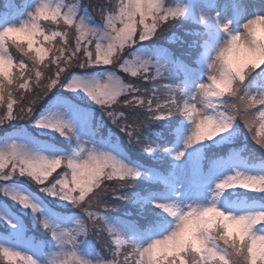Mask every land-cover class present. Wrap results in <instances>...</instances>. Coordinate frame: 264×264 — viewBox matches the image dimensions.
Listing matches in <instances>:
<instances>
[{
	"label": "snow or ice",
	"instance_id": "6c2138e0",
	"mask_svg": "<svg viewBox=\"0 0 264 264\" xmlns=\"http://www.w3.org/2000/svg\"><path fill=\"white\" fill-rule=\"evenodd\" d=\"M6 2L0 125L30 120L63 146L0 143V195L47 236H29L19 217L0 209V264H264L253 255L264 240V62L250 57L242 76L216 95L217 77H209L213 53L237 41L255 43L264 4ZM182 22L194 25L183 36L174 30ZM165 32L167 45H187L182 55L153 42ZM117 65L129 79L113 71ZM54 89L83 93L101 121L93 126L91 112L72 103L75 96L55 111L38 112ZM105 119L107 135L98 137ZM204 124L217 131L202 134ZM241 125L259 155L247 144L218 150L243 134ZM119 134L139 151L129 155ZM19 177L78 213L65 217L49 208L17 186ZM138 182L145 188L132 191ZM236 189L255 195L237 208L230 203ZM125 201L135 213L114 215Z\"/></svg>",
	"mask_w": 264,
	"mask_h": 264
},
{
	"label": "trees",
	"instance_id": "16d2710c",
	"mask_svg": "<svg viewBox=\"0 0 264 264\" xmlns=\"http://www.w3.org/2000/svg\"><path fill=\"white\" fill-rule=\"evenodd\" d=\"M15 2L17 4H19L20 0H15ZM66 2H72V0H66ZM82 2L85 5H88L89 3H105L107 2V0H96V2H91L89 0H82ZM0 10L3 11L5 10V5H4V0H0ZM90 10V9H89ZM95 19L97 22H99V16L96 15ZM191 27H194V25L187 23V22H182L181 24L177 25V27L174 29L178 35L183 36L185 30H191ZM169 33L165 32V33H161L159 35L158 39H154V43H159V44H165V46L170 47V49L175 52L177 55H182V53H184L187 49V45L185 44L183 47L180 46L179 43L175 44V45H167L166 44V40H167V36ZM186 39H190V38H186ZM187 59V57H185ZM47 59V58H46ZM114 71H116L119 76H121L122 78H125L126 80L129 79L128 74L123 73L122 70L119 69L118 65L116 66V68L113 69ZM77 72H80L81 74H83V70H75ZM257 72L260 71V69L256 70ZM98 74H99V70H98ZM75 96L76 98L74 100H72V103L74 104H78L80 107H84L86 109H89L93 120H92V125L95 126L97 123H99L102 119L101 113L99 112V110L95 107V105H92L91 101H89L87 99V97H84L83 99H80V96H83V93H80L79 96H77V94L75 93H65L64 89H54L51 93H49V95L47 97L44 98V100L41 102V104L38 106V112H43V111H49L53 105H55L57 103V101L59 99H63V100H68L69 98ZM52 111V110H51ZM31 127V128H27ZM110 127V124L106 121L103 124V127L100 129V131L98 132V137L99 136H106L107 135V129ZM155 127V126H154ZM257 130H259V126H256ZM27 129V130H26ZM15 130H26V134L24 133V136L27 139H36V138H44L46 140H51L53 143L58 144L59 146H63L62 144H60L59 138H55L54 136L55 134H48L45 133L42 130L39 129H35L31 123L30 120H16L14 121L12 124L8 123L7 125H5L2 129H0V138L2 139H6V137H10V133L15 131ZM241 130L243 132L242 135L238 136L236 138V140H234L232 143H227V144H222L219 146V151L222 153H227L230 149L238 147L240 148L242 145L247 144L249 149H253L254 151H256L257 155H259V149L258 146L254 145V142L251 140V137L247 134V130L243 129V126L241 125ZM40 134L49 136V137H44L41 136ZM122 139L120 140V144L122 147H124L125 151H129V149H132V151L138 152V149H134L132 145H128L127 139L126 137H123V134H119ZM36 137V138H34ZM8 139V138H7ZM132 151H129V155H132ZM242 155H244L245 157H247L248 153L247 152H243L241 153ZM251 160L253 163H257L256 160ZM15 180L16 184H23L21 182H25V178L24 177H19L18 180ZM145 188V185L143 182H138L136 185L133 186L132 191H137L140 192ZM234 195H244L246 196V198H250L252 195H255L254 193H246V190L244 189H236L235 190V194ZM233 195V196H234ZM52 199V198H50ZM55 200V199H53ZM56 201V204H58L61 207L64 208H68V206L66 204H64L63 202L60 201ZM56 208V207H53ZM125 212H133V214L135 213V209L133 208V206L131 204H129L127 201L122 202L121 205L119 207H117L114 210V215H122ZM28 216V215H26ZM22 222L24 224L25 229L28 232L29 236L35 237L36 239H39V237H45L46 234H44L42 232V229H40L39 225H35V227H33V225L29 224L31 222V220L28 222V224H26L23 219ZM40 235V236H39Z\"/></svg>",
	"mask_w": 264,
	"mask_h": 264
},
{
	"label": "clouds",
	"instance_id": "9594fccd",
	"mask_svg": "<svg viewBox=\"0 0 264 264\" xmlns=\"http://www.w3.org/2000/svg\"><path fill=\"white\" fill-rule=\"evenodd\" d=\"M256 33L255 43L249 44L248 47L242 46L239 41L230 48L213 53V60L209 70V77H217L213 86L212 95L225 92L229 89L230 80L235 76H242L245 71V65L250 57H256L260 62H264V17L258 18L254 27ZM247 39V37H245ZM217 131L215 125L204 124L201 133L208 136ZM264 184V181L261 182ZM220 219L219 217L217 218ZM246 225H237V234L243 237ZM260 255L264 258V240L258 242L253 251V255ZM59 264V262H58ZM255 264V260L253 261Z\"/></svg>",
	"mask_w": 264,
	"mask_h": 264
},
{
	"label": "rangeland",
	"instance_id": "374dc122",
	"mask_svg": "<svg viewBox=\"0 0 264 264\" xmlns=\"http://www.w3.org/2000/svg\"><path fill=\"white\" fill-rule=\"evenodd\" d=\"M91 2H96V0H89ZM24 2V0H22V3ZM247 2L249 3V1L247 0ZM255 5H260V4H264V0H260L259 2L258 1H254ZM5 4L7 6V8L9 7V5L7 4V2L5 1ZM255 10V9H253ZM1 13V12H0ZM114 71V70H113ZM116 72V71H115ZM117 75H119L117 72H116ZM66 100H63L62 98L59 99L57 101V103L50 109L52 111H55L58 107H60ZM80 107V106H79ZM82 110H85V111H88L90 112L89 109H86L84 107H80ZM93 120V119H92ZM14 121L10 122L11 124L13 123ZM7 125V124H6ZM5 125H0V129H2ZM27 128H31V127H28ZM32 129V128H31ZM27 130V129H26ZM26 130H22V131H19V130H15L13 132L10 133V137H6V139L8 138L9 140L10 139H27L25 136H24V133L26 134ZM41 136H44V137H49V136H46V135H43V134H40ZM36 138V137H34ZM6 139H2L0 138V143H3ZM32 140H35V141H38V142H43V143H53L50 139L49 140H46L44 138H36V139H32ZM235 148H238V147H235ZM249 163V162H248ZM252 164H255V163H249V165H252ZM255 170V169H253ZM23 184H17V186L21 187L22 190H26L29 192V194H33L35 197L37 198H42L44 200V202L47 204V206L51 209H53L54 211L62 214L63 216L65 217H72L73 214H76L78 213V210L71 207L70 205H67L68 208H64V207H61L59 206L58 204H56V201L52 199H50L51 197H46L44 196L43 193H40L39 190L35 187V185L33 184H30L28 182H21ZM243 199V198H241ZM241 199H233L232 201H230V203L239 208V207H242L243 205H245L246 201H242ZM64 203V202H63ZM65 204V203H64ZM53 207H56V208H53ZM0 209H3L5 210L6 212H9V213H13L15 214L17 217H19L21 220L23 219V221L28 224V222L31 220V222L29 223L30 225L32 224V218L30 216H26V215H23L22 213H20L19 211V206L18 205H13L12 201L6 199L5 197H3L2 195H0Z\"/></svg>",
	"mask_w": 264,
	"mask_h": 264
}]
</instances>
